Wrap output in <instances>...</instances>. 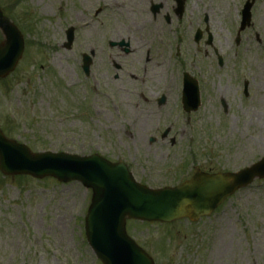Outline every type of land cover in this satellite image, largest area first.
I'll return each instance as SVG.
<instances>
[{"label": "rangeland", "instance_id": "1", "mask_svg": "<svg viewBox=\"0 0 264 264\" xmlns=\"http://www.w3.org/2000/svg\"><path fill=\"white\" fill-rule=\"evenodd\" d=\"M245 1L186 0L177 19L171 0H0L24 38L21 60L0 81V130L33 153L121 160L151 188L176 186L190 177L192 163L225 173L250 167L264 156V0L237 36ZM153 3L163 5L156 18ZM205 16L211 47L193 41ZM69 28L74 41L66 49ZM120 41L151 48V79L142 81L126 64L122 82L113 81L118 52L109 43ZM90 51L85 78L81 60ZM184 73L199 84L196 113L137 106L135 92L176 98ZM157 118L169 126L165 141ZM90 197L79 183L0 174V264H101L84 236ZM126 232L155 264H264V180L196 223L127 221Z\"/></svg>", "mask_w": 264, "mask_h": 264}, {"label": "water", "instance_id": "2", "mask_svg": "<svg viewBox=\"0 0 264 264\" xmlns=\"http://www.w3.org/2000/svg\"><path fill=\"white\" fill-rule=\"evenodd\" d=\"M181 14L182 3L178 2ZM247 5L241 30L249 22ZM0 79L15 69L23 52V38L18 29L0 10ZM73 40L67 32L66 48ZM89 59L84 57L87 73ZM197 87L184 77L183 104L186 111L196 108ZM164 133L163 136H165ZM0 172L4 176L27 175L35 179L52 177L61 183L78 182L92 192L84 229L87 242L102 264H153L152 260L128 238L127 219L171 223L187 218L197 221L211 214L226 198L247 187L256 178H264V157L238 173L207 175L194 170L190 181L176 188L151 190L137 184L126 166L111 164L98 155L72 156L50 152L33 154L23 145L4 138L0 131Z\"/></svg>", "mask_w": 264, "mask_h": 264}, {"label": "flooded vegetation", "instance_id": "3", "mask_svg": "<svg viewBox=\"0 0 264 264\" xmlns=\"http://www.w3.org/2000/svg\"><path fill=\"white\" fill-rule=\"evenodd\" d=\"M173 3L174 1L171 0ZM184 1V10H185V3L186 0ZM152 4H150L149 10L151 9ZM163 8V5H161L160 8V12L161 9ZM173 11V15L175 17L174 14V8L172 9ZM160 12L157 14L159 15ZM184 14V12H183ZM182 14V16H183ZM156 15V16H157ZM156 16H153V18H156ZM182 16L180 18L177 19H181ZM165 21L166 19H169V21L167 23L170 22V18L167 14H165L164 18ZM203 20H205L206 24H204L203 27H199L196 29L195 34L193 36V41L195 44H199L201 42H203L204 46H208L211 47L212 43H213V38L212 35L210 33V30L208 28V18H204ZM204 23V22H203ZM197 31H198V35H197ZM117 49V60H118V64L115 61H112L110 63V66L116 71L115 75H112V79L114 81H118V82H122L121 81V77H120V73L122 70V65H129L132 66V70L134 72H139L140 76L142 78V81L145 79V77L150 78V70H151V74H152V67H153V63L152 61L154 60V55L152 56V51L150 47H144V46H139V47H132L130 45L129 42H127V44L124 45H117L116 46ZM216 53V51H215ZM94 52H93V56H94ZM136 77L133 75L131 78L136 81ZM144 78V79H143ZM151 79V78H150ZM143 92V91H142ZM133 95L136 97L137 99V106L138 107H143L145 108V110L148 113H152L151 109L153 111H157L159 114H161V111L168 109L170 112H177L176 108L181 111L182 113H184L185 115H190L185 113L183 107H182V102H181V93L177 94V97L174 98L172 96H167L164 94L159 93L158 96H154L149 94L148 92L146 93H140V92H135L133 93ZM151 101V103L149 104V102ZM172 105V107H170ZM150 106L152 108H150ZM154 108V109H153ZM156 127H158V130H163L162 132L168 130L170 132V129L167 128L169 126H164L163 124H160V118H157V123L155 124ZM163 128V129H162ZM165 141V140H164ZM171 142V140L169 141ZM176 143V141L174 140V144ZM201 171L203 172H211L209 171V169H204V168H200Z\"/></svg>", "mask_w": 264, "mask_h": 264}, {"label": "bare ground", "instance_id": "4", "mask_svg": "<svg viewBox=\"0 0 264 264\" xmlns=\"http://www.w3.org/2000/svg\"><path fill=\"white\" fill-rule=\"evenodd\" d=\"M249 254L252 255V256L254 255V253H248V255H249Z\"/></svg>", "mask_w": 264, "mask_h": 264}]
</instances>
